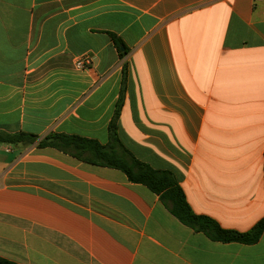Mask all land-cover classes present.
<instances>
[{"label": "crops", "instance_id": "1", "mask_svg": "<svg viewBox=\"0 0 264 264\" xmlns=\"http://www.w3.org/2000/svg\"><path fill=\"white\" fill-rule=\"evenodd\" d=\"M124 63V148L223 229L264 217V0H0V133L37 136L0 144V258L264 264V231L212 241L123 172L38 146L51 134L106 144Z\"/></svg>", "mask_w": 264, "mask_h": 264}, {"label": "trees", "instance_id": "2", "mask_svg": "<svg viewBox=\"0 0 264 264\" xmlns=\"http://www.w3.org/2000/svg\"><path fill=\"white\" fill-rule=\"evenodd\" d=\"M119 58L127 53V47L113 33H108ZM127 81L125 63L122 66L121 84L113 116L107 127L108 141L102 145L96 140L73 135L51 134L38 143L39 147H52L74 158L123 172L132 183L142 184L158 196L162 205L182 224L195 232L205 234L209 239L221 243L255 244L264 231V217L246 232L221 228L217 222L206 216L196 215L189 207L185 195L175 176L164 170L152 169L136 159L119 140L117 120L123 105ZM37 141V136L26 133H0V144L11 146L30 145ZM0 264H16L0 258Z\"/></svg>", "mask_w": 264, "mask_h": 264}, {"label": "built area", "instance_id": "3", "mask_svg": "<svg viewBox=\"0 0 264 264\" xmlns=\"http://www.w3.org/2000/svg\"><path fill=\"white\" fill-rule=\"evenodd\" d=\"M92 65V57L90 55H82L75 60V67L79 70H87Z\"/></svg>", "mask_w": 264, "mask_h": 264}]
</instances>
